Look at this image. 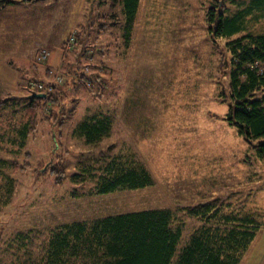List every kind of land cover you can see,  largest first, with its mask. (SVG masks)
Wrapping results in <instances>:
<instances>
[{"label":"rangeland","instance_id":"obj_1","mask_svg":"<svg viewBox=\"0 0 264 264\" xmlns=\"http://www.w3.org/2000/svg\"><path fill=\"white\" fill-rule=\"evenodd\" d=\"M212 1L140 0L127 50L120 38V1L0 6V98H24L34 83L53 86L56 98L39 110L20 154L2 143L0 157H16L22 165H0V264L38 259L49 230L73 220L170 208L183 223L181 247L200 224L185 207L214 200L264 217V160L225 120L229 105L221 93L230 55L228 37L213 38L208 30ZM257 1L228 3L231 13L243 8L240 2L254 5L232 36L264 31V5ZM42 49L50 51L45 59ZM98 111L112 117L111 135L86 145L73 127ZM110 145L106 158H135L148 168L153 185L99 194L92 191L94 179L77 184L52 173L56 166L70 175L78 160ZM8 180L14 187L5 205ZM261 263L264 227L240 264Z\"/></svg>","mask_w":264,"mask_h":264},{"label":"trees","instance_id":"obj_2","mask_svg":"<svg viewBox=\"0 0 264 264\" xmlns=\"http://www.w3.org/2000/svg\"><path fill=\"white\" fill-rule=\"evenodd\" d=\"M16 1L19 0H0V6ZM113 1L122 4L120 38L127 50L140 0ZM257 2L264 5V0ZM228 3L239 4L237 0H214L206 12L211 36L228 37L225 44L230 55L228 84L227 90L221 93L229 105L225 120L254 143L256 154L264 160V31L249 30L232 36L242 30L244 18L254 5L240 2L243 8L231 13ZM81 76L86 73L82 72ZM33 86V93L24 98H0V150L4 142L20 154L36 127L39 110L55 102L53 86L50 85L52 90L35 88V83ZM36 93L46 96H36ZM5 121L7 125L2 127ZM112 127V117L98 111L78 121L73 134L86 145L97 146L111 135ZM111 146L99 150L98 156L78 160L77 170L70 175L56 166L52 173L58 181L69 177L77 184L94 179L92 191L99 194L153 185L150 171L135 158L123 153L109 154L106 158ZM0 165L13 169L22 164L16 157H0ZM13 185V180H8L5 205ZM183 209L200 224L181 247L183 223L175 219L174 212L170 208H149L58 224L42 242V255L26 264H240L264 227L262 214L232 208L230 203L209 200Z\"/></svg>","mask_w":264,"mask_h":264},{"label":"built area","instance_id":"obj_3","mask_svg":"<svg viewBox=\"0 0 264 264\" xmlns=\"http://www.w3.org/2000/svg\"><path fill=\"white\" fill-rule=\"evenodd\" d=\"M50 51L47 49H42L40 52V57H42V59L47 58V56L49 55ZM39 88H41V84H39L38 86Z\"/></svg>","mask_w":264,"mask_h":264},{"label":"water","instance_id":"obj_4","mask_svg":"<svg viewBox=\"0 0 264 264\" xmlns=\"http://www.w3.org/2000/svg\"><path fill=\"white\" fill-rule=\"evenodd\" d=\"M34 95H36V96H43V97H45V96H46V94H45V93H36V94H34Z\"/></svg>","mask_w":264,"mask_h":264},{"label":"crops","instance_id":"obj_5","mask_svg":"<svg viewBox=\"0 0 264 264\" xmlns=\"http://www.w3.org/2000/svg\"><path fill=\"white\" fill-rule=\"evenodd\" d=\"M261 264H264V263H261Z\"/></svg>","mask_w":264,"mask_h":264}]
</instances>
